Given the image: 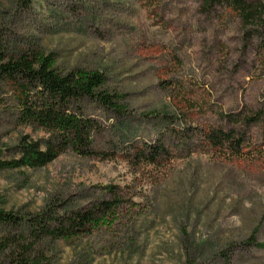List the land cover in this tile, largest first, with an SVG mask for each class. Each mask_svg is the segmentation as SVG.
<instances>
[{
	"label": "rangeland",
	"instance_id": "1",
	"mask_svg": "<svg viewBox=\"0 0 264 264\" xmlns=\"http://www.w3.org/2000/svg\"><path fill=\"white\" fill-rule=\"evenodd\" d=\"M264 1V0H263ZM229 8L202 0H0V37L10 57L39 52L62 74L100 71L121 96V114L84 100L100 128L92 148H71L39 168L0 169V209L64 215L118 198L107 221L70 240L44 237L31 256L43 264H264V157L247 160L212 144L216 128H235L260 147L264 123L230 116L264 110V48ZM0 104V158L18 156L22 136L50 134L20 122L12 87ZM161 139L168 168L133 162ZM29 221L0 223V238ZM14 250V248H12ZM12 249L0 264H18Z\"/></svg>",
	"mask_w": 264,
	"mask_h": 264
},
{
	"label": "trees",
	"instance_id": "2",
	"mask_svg": "<svg viewBox=\"0 0 264 264\" xmlns=\"http://www.w3.org/2000/svg\"><path fill=\"white\" fill-rule=\"evenodd\" d=\"M217 7L231 9L240 18L247 33L256 35L264 48V1L263 0H202V9L210 12ZM106 76L100 71L75 69L62 74L55 66L52 55L39 52L22 53L10 57L5 51L0 37V104L3 102V88L13 89L19 108L20 122L40 129L50 137L34 139L30 135L21 137L17 146L18 156L2 160L0 169H39L54 161L71 148L83 157L110 159L111 154L100 153L92 148V133L98 131V122L85 115L84 100L101 104L108 110L123 114L126 107L120 104L121 96L105 88ZM230 120L238 118L243 124L264 123V110L251 115L234 114ZM216 145L229 148L230 155L247 160L264 157V140L260 147L248 148L246 135L235 128H216L207 135ZM172 154L161 139L146 144L134 154L133 162L153 168H168ZM118 198L99 201L86 209L60 214L56 205L35 216H21L12 211L0 209V223L14 226L29 221L32 242L23 235L0 238V251L12 249L18 264H43L44 258L31 256L33 246L44 237L52 240H70L75 236L90 233L102 222L107 221L117 207Z\"/></svg>",
	"mask_w": 264,
	"mask_h": 264
}]
</instances>
